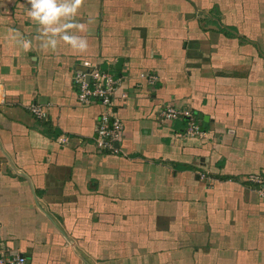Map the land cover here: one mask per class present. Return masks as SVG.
<instances>
[{"label": "crops", "instance_id": "1", "mask_svg": "<svg viewBox=\"0 0 264 264\" xmlns=\"http://www.w3.org/2000/svg\"><path fill=\"white\" fill-rule=\"evenodd\" d=\"M29 7L0 0L5 256L264 264V182L245 181H264V0H82L84 53L41 48ZM83 62L118 81L115 152L95 146L103 107L77 101ZM166 106L188 110L201 135L163 119Z\"/></svg>", "mask_w": 264, "mask_h": 264}, {"label": "built area", "instance_id": "2", "mask_svg": "<svg viewBox=\"0 0 264 264\" xmlns=\"http://www.w3.org/2000/svg\"><path fill=\"white\" fill-rule=\"evenodd\" d=\"M83 69L77 70L73 75L76 86L77 101L80 105L99 103L104 111L97 120L95 146L99 151L115 152V143L120 140L122 124L111 112L112 98L118 81L112 75L102 72L88 62H83ZM29 112L38 119L44 117L43 111L36 105L28 107ZM161 117L167 121L188 118L187 135L190 137L201 135L198 126L194 123L191 113L186 109L166 106L161 111ZM246 183L261 186L262 177L257 174L248 175ZM264 196V191L261 192ZM0 248V264H26V259L21 255L9 258Z\"/></svg>", "mask_w": 264, "mask_h": 264}, {"label": "clouds", "instance_id": "3", "mask_svg": "<svg viewBox=\"0 0 264 264\" xmlns=\"http://www.w3.org/2000/svg\"><path fill=\"white\" fill-rule=\"evenodd\" d=\"M30 7L27 15L38 26L41 48L55 50L60 42L66 44L75 53H84L88 49L84 32L85 23L76 19L82 0H28ZM15 39V37H13ZM24 48L31 46V41L22 39Z\"/></svg>", "mask_w": 264, "mask_h": 264}, {"label": "rangeland", "instance_id": "4", "mask_svg": "<svg viewBox=\"0 0 264 264\" xmlns=\"http://www.w3.org/2000/svg\"><path fill=\"white\" fill-rule=\"evenodd\" d=\"M204 177H205V176L203 175V176H202V179H205V180H207V179H206V178H204Z\"/></svg>", "mask_w": 264, "mask_h": 264}, {"label": "water", "instance_id": "5", "mask_svg": "<svg viewBox=\"0 0 264 264\" xmlns=\"http://www.w3.org/2000/svg\"><path fill=\"white\" fill-rule=\"evenodd\" d=\"M121 62V60L118 61V63Z\"/></svg>", "mask_w": 264, "mask_h": 264}]
</instances>
